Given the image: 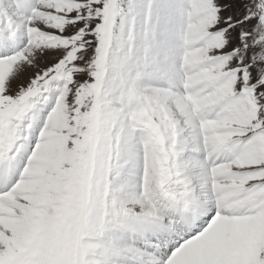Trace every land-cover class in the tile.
Wrapping results in <instances>:
<instances>
[{
	"label": "snow or ice",
	"instance_id": "1",
	"mask_svg": "<svg viewBox=\"0 0 264 264\" xmlns=\"http://www.w3.org/2000/svg\"><path fill=\"white\" fill-rule=\"evenodd\" d=\"M0 264H264V0H0Z\"/></svg>",
	"mask_w": 264,
	"mask_h": 264
}]
</instances>
